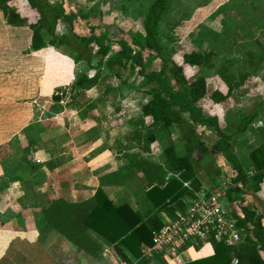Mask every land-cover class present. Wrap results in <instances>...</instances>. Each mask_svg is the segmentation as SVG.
I'll return each instance as SVG.
<instances>
[{"label":"trees","instance_id":"obj_1","mask_svg":"<svg viewBox=\"0 0 264 264\" xmlns=\"http://www.w3.org/2000/svg\"><path fill=\"white\" fill-rule=\"evenodd\" d=\"M9 1L0 0V8L4 9L5 4ZM26 1L37 13L36 20L33 23H28L31 29V49L38 50L47 44L63 46L72 55L75 62L82 61L90 66L93 57L96 58L94 65L92 64L94 74L88 76V74L82 73L73 81L72 88L86 89L94 85L100 77L102 69L120 77L119 68L128 66L131 71H134L138 66L136 72H139L144 78L142 85L147 87L145 92L149 95L148 100L141 106L142 114L150 120L149 124L151 125L147 126H157L162 132H165L166 136L171 133V127H174L180 134L182 150H177L175 143L168 135V144L163 147L165 158L162 163H153L138 153L134 157H130L132 169L141 172L145 180L144 194L147 205L144 215L130 206L127 200L113 201L100 187L96 189L90 199L84 202L55 201L42 211L44 220L63 233L65 238L77 249L88 250L89 245L85 242V231L91 229L110 243L114 253L123 261L130 262L131 259L120 247V244H123L128 252L136 258V264H147L148 260L140 257V246L143 243H150L152 232L161 226L160 211H165L170 218L175 217L177 210L184 208L183 198L192 196L194 191L201 190L200 177L197 175L199 160L215 151L220 152L236 172L232 180L241 185L236 186L233 191H240L241 187L253 191L260 188L264 177V143L259 144L249 153L252 173L245 170L232 146L233 136L246 130L257 114V106L239 119L234 133L223 130L218 124L217 116L205 114L198 106V101L208 95L206 78L203 75H198L189 80L183 66L170 57L159 40V21L162 15L169 10V5L173 0H152L141 18L143 28L141 36L132 40L136 49L124 40H120L119 49L113 53H110V47L104 41L107 38L105 35L90 33L88 36H84L75 33L71 26L75 14L66 13L60 3L50 0ZM10 14L11 16H8L10 24L15 23L14 21L16 23L26 22L25 18H20L17 13ZM60 20L68 25L66 32H57ZM92 43L96 45L94 51L91 47ZM143 49L155 52L161 62L158 70L148 72L144 70L141 53ZM211 56V51L192 52L184 54L183 60L190 65L202 66L209 65ZM249 74L245 72L238 81L235 79L226 80L225 94L214 89L208 96L215 103L223 101L230 96L234 88L243 83L244 78ZM223 77L226 78V76ZM63 94L57 88L51 98L54 102H59ZM196 124L211 127L218 135L217 140L210 147H207L205 141L196 132ZM140 126L136 127L132 138L135 142H143L141 149L147 151L155 139V133L143 128L144 125ZM196 150L199 152L198 159L194 156ZM215 174H218L217 169H214V174L209 177L211 186L205 191L219 183ZM184 182H188L190 187L184 185ZM230 193L229 190L228 195ZM236 196H230V199ZM242 211L243 217L238 218V224L244 232L241 242L236 245H226L213 240L211 241L212 251L210 254L184 264H230L232 258L237 260V264H264V256L260 254L261 251H264L262 214H258L250 205L242 206ZM12 244V249L20 245L17 241ZM24 245L28 246L27 249L34 247ZM5 256L0 260V264L11 263L8 261V255ZM57 264L59 263L57 262Z\"/></svg>","mask_w":264,"mask_h":264},{"label":"crops","instance_id":"obj_2","mask_svg":"<svg viewBox=\"0 0 264 264\" xmlns=\"http://www.w3.org/2000/svg\"><path fill=\"white\" fill-rule=\"evenodd\" d=\"M210 1L209 12L204 13V16L200 13L194 19L192 12L177 21L172 19L173 23L169 27H172V31H177L189 29L188 25L194 28L204 26V32L212 35L220 31L223 29L224 19V15L220 16V6L231 0H208ZM170 14L171 12L167 14L168 18ZM9 26L11 27L6 28L21 27L15 24ZM6 28L0 32L8 33ZM208 28L210 31H207ZM263 33L259 29L248 32L249 35L258 34L253 38H257L261 45H264V36L260 37ZM8 38L6 40L9 41ZM3 40L0 38V42ZM30 41L31 35L26 56L14 57L13 53L10 57H7L9 54L0 56V260L8 253L12 242L17 241L20 245L23 243L48 249L53 259L52 264H104L107 257L111 259L108 264H117L122 259L100 234L87 229L85 242L89 245L88 250L77 249L63 233L44 220L42 211L55 201L84 202L100 187L113 201H121L126 197L130 206L144 215L146 209L143 211L139 206L144 203L146 208V198H138L129 191L131 176L135 177L140 173L142 180L143 175L132 169L130 155L124 157L122 152H117L120 147L116 148L112 139L97 136L96 131L100 130L101 125H84L90 118L100 115L97 110L101 108V102L93 99L96 104L90 108H85L84 102L94 96L95 91L92 89L97 87L101 76L94 85L86 89L72 88L73 81L86 73L79 71L78 66L82 62H75L63 46L47 44L41 49L33 50ZM258 63L259 69L264 73V58L259 59ZM63 84L68 87L64 92L61 90L64 94L60 101L54 102L51 95ZM111 86L116 85L111 82ZM254 86L250 87L253 89ZM114 87H108L107 90L112 91L114 98L120 100L123 95ZM48 104H56L57 109L50 111ZM88 104L89 101L86 105ZM254 107L257 111L254 122L251 121L240 138L236 137L238 146L247 148L245 157L242 159L239 149L233 148L245 170L250 173L252 165L249 153L264 143V98ZM45 109L50 116L42 119L41 113ZM45 120L50 125H41ZM74 123L78 125H73ZM34 126L36 135L32 136L30 127ZM127 139L128 145L135 142L132 136ZM119 140H114L117 146L119 142L126 141L124 138ZM142 154L150 160L148 155L152 152L142 150ZM144 183L141 186L145 196ZM244 195L249 196V202L263 206L264 177L257 191L247 188ZM262 213L264 220V212ZM120 247L133 261L135 257L124 245L120 244ZM37 253L39 257V251L36 250ZM210 253L211 246H206L195 254L193 260ZM67 255L69 259L66 258ZM117 257L119 261L116 260Z\"/></svg>","mask_w":264,"mask_h":264},{"label":"rangeland","instance_id":"obj_3","mask_svg":"<svg viewBox=\"0 0 264 264\" xmlns=\"http://www.w3.org/2000/svg\"><path fill=\"white\" fill-rule=\"evenodd\" d=\"M50 1L60 3L66 13L72 12L75 14V17L72 18L71 26L72 30L78 35L88 36L90 33L105 35L107 38L104 41L109 45L110 53H113L119 49L120 40H124L136 49L132 40L133 38L140 37L142 34L141 18L152 0ZM211 3L208 0H173L169 5L170 11L168 12H171L170 17L168 18L169 13H167L168 15H163L165 17H161L159 21V40L170 57L183 66L185 75L189 80L198 75H203L206 78L208 95L214 89L225 94L227 90L226 80L235 79L238 81L245 72L250 73L244 78L243 83L239 87L234 88L230 96L223 101L215 103L208 95L198 101V106L201 107L205 114L217 116L218 124L223 130L234 133L239 119L246 113L254 110V106L258 101L264 98V77H262L264 73L259 69L260 65L258 63L259 59L264 58V45H261L257 38H253L254 35L257 36L258 34H248V32L251 33V31L257 29L264 31V0H231L220 6V16L224 15L223 29L218 31L219 33L215 32L213 35L210 32H204V26L194 28L188 25L189 29L177 31H172V27H169L173 23L171 22L172 19L177 21L178 18H185L187 15L192 14V12H194V19L200 13L204 16V13L209 12ZM13 12L17 13L20 18H25L26 22H18V24L14 21L15 23L13 24L21 27L9 29L6 27H11L9 25L13 24L8 22V16H11L9 13ZM36 18V11L28 5L26 0H10L5 4L4 9L0 8V30L8 29V33L6 34L0 32V38L4 39L0 42V56L9 54L7 57H10L11 53H13L14 57H18V55L21 57L22 55L26 56L28 52L27 44L31 35L28 23H33ZM12 20L15 19L12 18ZM67 27L68 25L60 20L57 25V32H66ZM207 31H210V29L208 28ZM263 34L260 37L263 38ZM7 37H9V41L6 40ZM91 47L93 51L96 49L94 43L91 44ZM208 51L212 53L208 62L209 65H190L183 60L184 54L192 52L205 53ZM141 53L145 71L148 72L160 68L161 62L153 50L143 49ZM95 59L93 57V65ZM92 64L90 66L82 62L81 66H78L79 71L86 72L92 76L94 74ZM119 70L121 75L117 77L106 69H102L99 84L95 89H92L95 91L94 96L92 99L87 100L89 101L88 105H86L87 101L84 102L85 108H90V106L96 104L92 101L93 99H97L99 103L101 102L102 106L97 110L100 112V115L96 118H90L89 122H86L84 125H101L100 130L96 131L97 136L112 139L116 148L120 147L117 152H122L121 155L124 157L126 155L134 157L137 153L142 156L145 155L142 154L141 149L143 142L136 141L137 143L134 142L130 145L127 143V138L135 133L134 127L144 125L145 127L143 128L155 133V139L151 142V146L149 145V150L152 154H150L151 156L147 155L153 163H162L165 158L163 147L168 144V135L171 141L175 143L177 150H182V144L179 140L180 134L174 127H171V133L166 136L165 132H162L157 126H147L151 125L149 124L150 120L141 111L142 104L149 98L148 93L145 92L147 87L142 85L144 78L139 72H136L138 71V66L135 67L134 71H131L128 66L119 68ZM223 76H226V78ZM111 82L116 86H111ZM255 84L256 86H254ZM250 86H254L253 89ZM66 87L68 86L63 84L59 89H63L64 92ZM108 87L119 89L123 95L122 98L120 100L114 98V93L107 90ZM48 106L50 111L57 109L56 104H48ZM44 116H50L46 109L41 113L42 119H46ZM45 121V123L41 122V125H50V122L47 123L48 120ZM73 125L78 124L74 123ZM30 129L32 130V136L36 135V127H30ZM195 129L205 141L207 147H210L218 138V135L211 127L196 124ZM241 136L242 134L233 136L234 142L232 140V146L239 149L240 156L243 159L246 154L245 149L247 148L239 147L236 141ZM120 138H124L126 141L125 143L119 142L117 146L114 140L120 141ZM124 150L126 151L124 152ZM194 156L198 159L199 152L197 150L194 151ZM214 169L218 170V174H215L217 181H230L235 176V171L230 163L220 152L215 151L199 160L197 175L200 177L201 189L207 190L211 186L209 177L214 174ZM139 174L135 177L131 176L129 191L135 193L138 198L145 199L141 186L145 180L143 178L141 180ZM183 184L189 186L188 182H184ZM246 190L247 188L241 187L240 191H233L232 194L237 195L236 200H239L241 205H250L258 214L263 215V206H256L253 202H249V196L247 195L246 197L244 195ZM122 199L126 200V197ZM187 199L188 196L183 198V200ZM140 206L139 209L143 208V211L146 209L144 203L140 204ZM238 207L240 208L239 204ZM139 212L141 214L140 210ZM165 216L167 217L166 212L160 211L159 217L164 219L166 218ZM262 223L264 224V220H262ZM27 248L28 246L25 247L23 243L15 246V248L13 247V249L10 247L5 257L8 255L10 264H52L53 259L49 255L48 249L44 250V248H36V246L30 249ZM36 250L39 251V257L38 253L36 254ZM260 254L264 256V251H261ZM66 258L69 259L70 257L67 255ZM104 260V264L105 262L106 264L111 262V259H108V257ZM116 260L119 261L120 259L117 257ZM133 260L135 261V258ZM65 261L66 259H64Z\"/></svg>","mask_w":264,"mask_h":264},{"label":"built area","instance_id":"obj_4","mask_svg":"<svg viewBox=\"0 0 264 264\" xmlns=\"http://www.w3.org/2000/svg\"><path fill=\"white\" fill-rule=\"evenodd\" d=\"M240 185L231 179L219 181L208 191H194L183 200L184 208L177 210L175 217L162 219L161 226L152 232L150 243L141 244L140 257L150 263L184 264L193 260L199 250L212 247L213 240L226 245L241 242L244 232L238 218L243 217L244 205L236 197L230 199L234 188ZM119 262L136 264L137 260ZM231 264H237V260L232 258Z\"/></svg>","mask_w":264,"mask_h":264}]
</instances>
